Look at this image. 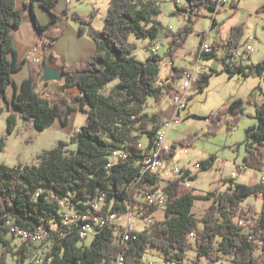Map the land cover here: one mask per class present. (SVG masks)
<instances>
[{"label":"trees","instance_id":"trees-1","mask_svg":"<svg viewBox=\"0 0 264 264\" xmlns=\"http://www.w3.org/2000/svg\"><path fill=\"white\" fill-rule=\"evenodd\" d=\"M18 0H0V113L8 111V130L14 132L18 119L30 120L39 130H46L59 120L63 127L69 125L74 111L87 113L85 124L74 130L70 140H60L58 144L38 154L31 164L19 163L8 165L0 163V264H6L8 256H15V264L27 263V244L33 235L22 241L14 251L11 238H15L6 222L35 230L42 227L50 234L52 241L49 252L42 264H114V259L125 252L129 264H144L143 256L151 249H158L167 261L182 264L189 250L197 248L198 261L206 258L207 262L228 259L233 264H264V200L258 211L253 204L244 205L251 196L263 197L264 182L256 184L238 183L230 178V186L225 191L215 189L206 194L193 193L185 184L190 170L185 169L181 178H170L164 189L169 193L164 218L156 217L159 207L148 206L135 198L145 183H154L157 176L142 173L141 166L147 153L158 141L159 131L164 126L163 114L145 111L149 97L160 102L165 94H171L177 78L184 76L185 69L174 67V72L167 77V82L158 84L160 62L158 53L148 55L145 60L137 58V43L131 40L150 39V46L159 36L162 25L155 19L161 13L157 0H109L108 12L103 28L94 29L91 21L78 13L72 14L81 23L79 33L88 34L95 43V51L85 62H73L64 67V83L59 91L76 86L80 95L76 101L62 97L52 104L50 99L39 92L40 72L33 69L25 78L13 100L7 98V90L13 84V74L22 69L19 54L14 45V30L21 27V10ZM48 11L50 21L40 23L33 11L37 31L43 36L44 44L49 46L65 29L63 17L54 9L59 0H33ZM235 6L236 3L233 2ZM216 6L209 0H187L183 6H177L189 14L190 21L203 8L213 12ZM264 13V4L258 7ZM212 26H216L213 19ZM192 26L169 34L168 53L176 59V51L183 47ZM201 34V43L205 39ZM245 34L243 23L234 25L228 37L231 48L227 50L229 58L241 45ZM203 53L215 56V50ZM226 61V68L231 73L242 71L245 76L264 75V59L250 65H231ZM210 73H205L198 81L201 91L208 85ZM118 82L108 88V85ZM48 83V82H46ZM190 98V97H189ZM245 109V101L238 98L228 106L209 115L211 124L208 134L216 133L223 116L227 119L228 129L239 123ZM257 124L247 127V149L244 166L255 170H264V102L256 109ZM147 144L143 147L142 137ZM196 142L194 135L184 137L180 143L191 145ZM74 145L75 148L70 146ZM3 144L0 142V148ZM128 153L126 160L118 161L112 167L110 154L114 151ZM171 152L163 154L171 158ZM215 156L200 162L202 169L213 167ZM196 180L191 175L189 180ZM187 181V182H186ZM103 191L106 203L97 213L106 214L117 211L121 214L130 207L142 206L145 216L153 222L138 234L135 241L120 244V228L107 227L101 230L89 244L80 235V221L64 223L65 215L61 211V201H67L74 207L75 214L85 207L79 202L90 199ZM197 200L210 201L209 207L200 218L194 215ZM57 225V226H56ZM58 227V230H55ZM63 232V235L61 233ZM260 250V254L256 252Z\"/></svg>","mask_w":264,"mask_h":264},{"label":"rangeland","instance_id":"rangeland-1","mask_svg":"<svg viewBox=\"0 0 264 264\" xmlns=\"http://www.w3.org/2000/svg\"><path fill=\"white\" fill-rule=\"evenodd\" d=\"M61 2L63 4V1ZM233 2L236 3L235 6ZM156 4L160 7L161 13L155 16V19L162 25V30L156 39L157 46H159L156 53L162 57L158 84L167 82V77L174 72V67H182L185 70L192 69L195 70V74L188 92L189 105L180 112V121L173 122L166 137V143L175 151L166 162L168 174L159 173L156 182L145 183L135 197L138 200H143L147 193L162 188L168 182V177L175 176L171 172V167L174 165H178L182 170L189 169L192 175L197 176L196 180H188L186 183L190 190L196 194H206L215 189L225 191L231 184L230 178H234L238 183L256 184L260 182L263 170L259 171L246 166V169L240 171L239 167L245 165L244 156L248 153L246 129L248 126L258 123L256 109L264 102V75L245 76L239 70L231 73L226 68L227 63L224 57L227 58L228 63L231 61V65H250L264 59V13L258 11V7L264 4V0H226L221 4L220 12L214 13L208 8H203L192 21L186 11L181 10L180 13H176L177 6L185 5L184 1L175 4L173 0H157ZM68 5L70 13L65 17V20L63 18L65 29L58 36L56 51H61L70 59L73 53H77L79 56L85 55L88 47L94 45V41L88 34L81 35L79 33L81 23L72 14L78 13L82 18L91 21L94 29L100 30L104 25V15L108 12L109 0H70ZM214 18L220 22L217 28L212 26ZM240 23L244 25L245 34H243L241 45L237 49L239 55L229 58L227 50L222 47L215 50L216 55L213 57L207 54L200 56V33L204 32L208 43L214 45L215 42L228 38L231 34V27ZM187 26H192L193 31L188 33L184 46L177 49L176 59L172 61L168 53L171 38L166 35V32L175 33ZM81 36L82 38H80ZM131 40L137 43L135 50L137 58L145 60L150 53L147 48L150 39H138L132 35ZM41 44L45 46L43 36ZM247 44L253 46L251 51L244 50ZM24 59L29 62L32 70L37 69L42 74V61L33 67L32 62L25 57L20 58L19 61L23 62ZM23 73L30 75L29 68L26 67L17 76L18 80ZM205 73L211 75L208 85L201 91L198 81ZM183 77L177 78L172 92L181 87ZM41 82L42 80H39V92L42 91ZM117 82L118 79H115L108 85V88L110 89ZM238 98L245 101V109L239 123L234 128L228 129V122L224 115L217 132L208 134L212 123L208 116ZM169 102V94H165L160 102L149 97L145 111L152 114L154 112L162 113L160 110H164L168 116H171L172 106ZM8 115V111L0 113V142L3 144V147L0 148V163L14 166L19 163L31 164L37 160L38 154L43 150L54 148L60 140L69 141L72 132L85 124L87 120V113L80 111V119L77 123L72 120L70 126L63 128L58 122L46 130H39L30 120L18 119L16 129L10 133ZM168 118L167 120L171 119ZM189 135H194L196 142L191 145H182L180 141ZM141 144L143 147L147 144L145 136L142 137ZM70 147L75 148L74 145ZM211 156H215L213 167L202 169L200 162ZM233 172H235V176H232ZM263 200V197L251 196L244 201V205L251 203L260 211ZM62 204H64L61 209L63 214L70 219V222L75 223L78 218L75 217L74 207L64 200ZM209 205L210 201L208 200L195 201L194 215L200 218ZM165 209L166 207H159L155 213L156 217L163 219ZM133 219L136 223L135 229L138 231H143L148 226L145 219L139 218L136 213H134ZM47 237L48 235H41L38 239L32 238L31 242L27 244V263L36 264V260L40 256L42 258V255L49 252L52 241ZM93 238L89 237L84 241L89 244ZM21 243L22 239L11 238L14 251ZM2 250L0 245V253ZM259 254L260 250L256 252V255ZM163 257L158 249H151L143 256V262L144 264H176ZM197 258V248L194 247L189 250L188 256L182 264H197ZM199 262L206 264L207 260L201 258ZM15 263L16 257L9 255L6 264Z\"/></svg>","mask_w":264,"mask_h":264},{"label":"built area","instance_id":"built-area-1","mask_svg":"<svg viewBox=\"0 0 264 264\" xmlns=\"http://www.w3.org/2000/svg\"><path fill=\"white\" fill-rule=\"evenodd\" d=\"M175 4H179L180 2L184 1L186 4L187 0H173ZM214 3L216 6V10L221 8V4L224 3L226 0H209ZM214 13H218L215 11ZM170 30L172 28L170 27ZM157 42L154 41L151 43V51L152 53H156V46ZM224 48V49H230L231 43L229 42L228 38H225L221 41L215 42L214 45L208 43L207 38L202 41L201 48H199L200 56L203 53H207L210 51H213L214 48ZM239 49V48H238ZM253 49V46L251 44H247L245 51H251ZM234 56L239 55L240 53L236 49L234 51ZM233 56V57H234ZM195 70L192 69H186L184 71V77H183V84L180 88L169 94L170 96V105L173 108V115L170 120H167L164 122L163 128L159 131L161 132V137L159 141L156 142L155 147L147 153L143 160V164L141 166V172L142 173H149L152 176H158L160 174H168L167 172V166L166 162L170 158H164L163 154L169 153L172 151V147L166 143V137L168 135V132L171 128V125L173 122L180 121V112L182 110H185L189 105V90L193 83ZM0 103L1 106H4V100L0 97ZM128 158V153L124 151H117V153H111L110 154V162H112L111 167L117 163L118 161L126 160ZM246 167L244 165H241L239 167V170H244ZM171 172L174 177H168L171 178H181V176L184 174V171L182 169H179L178 165H174L171 167ZM192 175V172H189V175L185 178V180H189V177ZM232 176H235V172L232 173ZM186 181V182H187ZM261 181L264 182V170L262 171L261 175ZM167 184V182H166ZM165 184V185H166ZM186 184V183H185ZM164 186L160 189H155L151 191L150 193H147L145 198L143 200H139L141 202H144L148 204V206H156V207H166L169 199V193L165 191ZM106 192L101 191L99 195H95L94 197L80 201L79 203L85 207V210L81 213H78L75 215V217H81V225L80 228L83 229V239L89 238V237H95L101 230L107 228V227H117L120 228L121 237H120V244H126L128 241L132 240L135 241L138 238V234L141 231H138L135 229L136 223L133 219L134 213L137 214L139 218L145 219L147 225L149 226L153 222V218L147 217L144 214V209L142 206L139 207H133L131 206L129 211H126L124 213H117V211H109L106 214L97 213L96 211L101 210L103 206L106 203ZM136 198V197H135ZM137 199V198H136ZM138 200V199H137ZM62 204V201H61ZM64 205V204H62ZM69 218L65 216L64 223H69ZM8 228L10 229V233L14 235L15 237H18L19 239H26L29 237V235H36V234H50L48 231H45L42 227H39L35 230L23 228L17 224H15L14 221L6 222ZM57 226V225H56ZM55 230H58V227H55ZM63 235V232L61 233ZM46 255H42V263L44 261V257ZM126 254L125 252H122L117 256V258L114 259V264H129L126 260ZM41 262H37V264H42ZM96 264H104L101 262H98ZM206 264H233L228 259H217V260H210Z\"/></svg>","mask_w":264,"mask_h":264},{"label":"crops","instance_id":"crops-1","mask_svg":"<svg viewBox=\"0 0 264 264\" xmlns=\"http://www.w3.org/2000/svg\"><path fill=\"white\" fill-rule=\"evenodd\" d=\"M61 1H63V4H61L62 3ZM69 2L70 0H59L56 8L54 9V11L58 15L63 16L64 20H65V17H67V15L70 13L69 5H68ZM17 7L22 12L21 13L22 25L21 27L16 28L14 30V41H15L14 45L19 54V59L24 58V57L27 58L28 60L32 62L31 64L33 67L34 66L36 67L38 63L45 60L49 66L57 68L62 71L66 65L71 64L73 62H77V63L85 62L89 60L91 55H93L95 51V46H94L95 43L94 45H91L88 47V50L85 55L79 56V54L73 53L70 59H68L61 51H56V44L59 41V38H57L58 40L56 39L54 43H52L51 45L43 46V44H41L42 35L36 29L32 13L34 11L35 12L34 14L37 20L40 23L45 24L50 21V16L48 14V11L44 10L40 6L38 1H33V0H18ZM104 18H105V15H104ZM214 19L216 20L215 27L217 28L219 27L220 22H218L216 18ZM170 32L169 33L166 32V35L168 37H169L168 34L172 33ZM80 38H82V36ZM149 46H150V42L147 48L150 50V52H152ZM147 57L148 56H146V58ZM26 67L29 68V72L32 73V69H31L29 62L25 61V63H22L21 71L13 74V84L10 87H8V90H7V98L9 101L13 100L15 92H17V88H19L21 82L29 76L28 75L29 73L28 74L23 73L21 78L19 80L17 79V76L21 74L25 70ZM63 83H64V80L63 81H50L48 83H46L45 81H42L40 84V86H42L41 93L45 94L50 99L52 104L56 103L62 97H65L69 99L70 101L77 102V98L80 95L79 88H77L76 86H72V87L65 89L63 92H60L58 91V89H59L60 84L62 85ZM80 111L81 110H77L72 113L68 126H70L72 120H74L75 123L79 121ZM160 111H162L163 118L165 121L169 119L168 117L171 118L173 115V108H172L171 116H168V113L165 112L164 110H160ZM81 112H84V111H81ZM58 122L59 120H56L53 125L57 124ZM80 123L82 122L80 121ZM66 127H63V128H66Z\"/></svg>","mask_w":264,"mask_h":264},{"label":"water","instance_id":"water-1","mask_svg":"<svg viewBox=\"0 0 264 264\" xmlns=\"http://www.w3.org/2000/svg\"><path fill=\"white\" fill-rule=\"evenodd\" d=\"M42 65V78L46 80V82L50 81H63L65 79L64 70H59L57 68L51 67L47 64L45 60L41 62Z\"/></svg>","mask_w":264,"mask_h":264},{"label":"bare ground","instance_id":"bare-ground-1","mask_svg":"<svg viewBox=\"0 0 264 264\" xmlns=\"http://www.w3.org/2000/svg\"><path fill=\"white\" fill-rule=\"evenodd\" d=\"M158 47H159V46H156V52H157V50H158ZM160 137H161V132H159L158 141H159ZM113 153H117V152L114 151ZM110 165H112V162H110L107 166H110ZM77 218H78L79 221L81 220V217H77ZM80 224H81V221H80ZM41 235H46V234H42V233H41V234L33 235V239H38V238H40ZM80 235H81V237H83V229H82V228H80ZM36 261L42 263V258H41V256H40V258H38ZM37 262H36V264H37Z\"/></svg>","mask_w":264,"mask_h":264}]
</instances>
